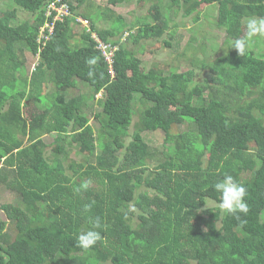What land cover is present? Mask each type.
<instances>
[{
	"label": "trees",
	"instance_id": "1",
	"mask_svg": "<svg viewBox=\"0 0 264 264\" xmlns=\"http://www.w3.org/2000/svg\"><path fill=\"white\" fill-rule=\"evenodd\" d=\"M55 1L12 0L0 14V193L15 199L0 208V264H264V58L231 48L248 18H264V0H148L160 1L148 20L129 24L114 7L130 0H60L70 14L42 43ZM216 5L226 41L213 64L195 58L184 73L143 67L138 56L160 45L179 50L178 34L164 39L171 16L183 11L198 25ZM19 10L31 19L20 22ZM94 36L118 45L110 63ZM197 66L221 88L195 82ZM28 104L38 113L27 118ZM156 132L167 154L145 141ZM226 175L247 189L239 219L220 214L214 185ZM97 219L103 239L78 247Z\"/></svg>",
	"mask_w": 264,
	"mask_h": 264
},
{
	"label": "rangeland",
	"instance_id": "2",
	"mask_svg": "<svg viewBox=\"0 0 264 264\" xmlns=\"http://www.w3.org/2000/svg\"><path fill=\"white\" fill-rule=\"evenodd\" d=\"M107 0H93L94 4H106ZM164 1V0H163ZM160 1L156 2H148V0H130L128 3H124L119 6L114 7V11L117 12L118 15L124 16L126 23L129 24L132 19L141 18L144 20H148L150 13V8L152 5L157 4ZM12 6V0H0V14L5 10H8ZM89 4L87 3L81 9L88 8ZM110 7H112L110 5ZM79 10V11H82ZM179 15L176 17H172L173 23H178L177 29V36L175 37V42L178 44V49L173 51L172 49L168 48H161L159 46V50L157 53L149 54L148 56H138L143 61V67L146 69L151 68L153 65H162L165 67V70H173L177 73H184L192 69L191 62L195 60V58H199L203 60L204 58L209 57V63L213 64L214 61L217 60L220 54L216 53L215 51L217 48H220L221 44L226 41V33L224 31L221 32L218 29L217 25L215 24V19L218 16V7L212 6L205 11V14L202 15L200 24L195 25L192 23L191 19L184 16L182 11H179ZM31 14L27 13L23 10H19L18 18L20 22L27 21L31 19ZM173 25V24H172ZM73 33L75 34L74 39L77 41L79 38L78 35L81 34V28L74 29ZM170 33H167L164 39L169 40ZM127 36V34H125ZM95 37V36H94ZM127 38V37H126ZM124 38V39H126ZM113 41L115 39H112ZM188 43H191V47H188ZM193 43V44H192ZM154 44V43H153ZM153 44H150L152 46ZM134 45L129 44V47ZM188 47L189 51L186 50ZM201 47V48H200ZM137 52H144L149 50V42L146 43V47L143 45H139L136 48ZM247 51H253L257 53L258 58H264V36H257L249 40ZM201 66L196 67V77L195 82L202 83L206 80L211 81L210 83L215 86V88H221V83L219 81H215L218 79L217 74L211 73L207 70H203L200 68ZM168 73V72H166ZM85 91L84 85L82 83H78V91L77 95L84 94ZM258 92V90H256ZM257 97V95L255 96ZM90 105H97L95 103H90ZM96 112L101 110L100 106H95ZM135 117L134 121L135 124L138 121V116L140 114V104H135ZM38 113L37 110L30 104H28V108L25 110L26 117H31L34 113ZM33 113V114H32ZM94 125V121H92ZM145 141L155 147V149L159 151H163L165 148V154L169 152L170 145L164 144V135L162 132L156 133H147L143 135ZM54 141V137L48 138V143H52ZM127 141L129 142L130 139L128 138ZM165 146V147H164ZM56 147V144H53L48 151L53 150ZM73 157V156H72ZM81 159V156L77 157V160ZM14 195L6 193H0V208L1 205L4 203H14ZM210 205L214 206L212 202ZM130 210L133 209L132 206H129ZM0 218L4 221V216L0 212ZM136 225V223L134 224ZM10 227V226H9ZM2 252L0 250V256Z\"/></svg>",
	"mask_w": 264,
	"mask_h": 264
},
{
	"label": "clouds",
	"instance_id": "3",
	"mask_svg": "<svg viewBox=\"0 0 264 264\" xmlns=\"http://www.w3.org/2000/svg\"><path fill=\"white\" fill-rule=\"evenodd\" d=\"M62 5L64 4L62 3ZM179 14L180 13H178L177 15ZM138 19H140V22L141 20H144L141 18H138ZM78 22L81 23L84 27L89 26L88 25L89 22L87 20L79 19ZM173 22L174 21L172 19V22H170V25L173 24L174 29L170 32L172 34H177L178 32L177 24L178 23L175 24ZM125 34L123 33L120 39L121 43L125 42L124 38L127 37ZM257 36H264V18L257 19L254 17H250L248 18L247 23H246V36L235 39L231 48L236 49L241 56H244L247 51L249 40ZM110 46H112L113 48H116V51L118 50L117 44L111 43ZM96 62L97 61L95 58H90L86 60V63L89 65V68H90V71L88 73L89 76L93 75L92 66H94ZM88 187H89V183L84 182L80 185L79 188L76 189V191L79 192L82 189L87 190ZM214 189L216 192L220 194L218 206H219L221 215L237 216L238 219H239L238 214L242 213L244 215H247L249 211L248 205L245 200V197L247 195V189L242 184L236 182L235 179L231 175L224 176L221 181L217 182L214 185ZM90 208H91V205L89 204H86L84 206L85 211H88ZM206 209H208L207 205H206ZM244 223H246V221L241 220V224H244ZM100 227H101L100 221L99 219H97L93 228L87 231H81L77 237L78 247L84 250H89L92 247H94L98 242H100L103 239L102 234L101 232L95 230Z\"/></svg>",
	"mask_w": 264,
	"mask_h": 264
},
{
	"label": "built area",
	"instance_id": "4",
	"mask_svg": "<svg viewBox=\"0 0 264 264\" xmlns=\"http://www.w3.org/2000/svg\"><path fill=\"white\" fill-rule=\"evenodd\" d=\"M59 1L60 0H56L55 3H52L49 6V8L55 12L54 22L48 23L47 25H45V27L42 28L40 33V40L42 41V43L48 42L49 39L52 37L55 28L54 23L58 20H62L63 17L68 16L70 13L69 8L65 4H59ZM48 15H50V13H48ZM94 39L98 43L97 49L102 52V55L105 60L110 63L115 54L116 48H113L108 44H104L96 36L94 37Z\"/></svg>",
	"mask_w": 264,
	"mask_h": 264
},
{
	"label": "crops",
	"instance_id": "5",
	"mask_svg": "<svg viewBox=\"0 0 264 264\" xmlns=\"http://www.w3.org/2000/svg\"><path fill=\"white\" fill-rule=\"evenodd\" d=\"M173 29H174V25L171 24V25H170V31H172ZM170 31H169V32H170Z\"/></svg>",
	"mask_w": 264,
	"mask_h": 264
}]
</instances>
